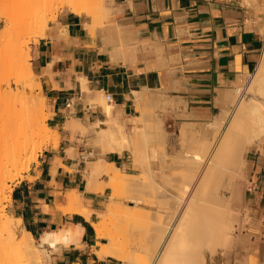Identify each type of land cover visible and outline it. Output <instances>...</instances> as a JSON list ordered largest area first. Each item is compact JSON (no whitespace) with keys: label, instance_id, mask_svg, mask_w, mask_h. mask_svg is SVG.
I'll return each mask as SVG.
<instances>
[{"label":"crops","instance_id":"0c3cea01","mask_svg":"<svg viewBox=\"0 0 264 264\" xmlns=\"http://www.w3.org/2000/svg\"><path fill=\"white\" fill-rule=\"evenodd\" d=\"M108 7L109 16L99 22L83 8L63 7L70 12H61L32 45L29 64L41 82L48 124L58 132V140L56 144L48 139L37 160L14 183L9 211L21 221L18 230L37 240L71 225L84 228L78 244L44 243L50 252L46 264H125L112 255L99 256L107 240L99 239L92 225L113 194L110 187L100 186L115 174L103 173L89 183V171L101 159L128 174L136 165L128 158V148L105 153L101 145L102 153L87 147L80 126L70 123L76 119L81 127L91 125L97 131L99 123L109 119L97 99L101 91L113 94L112 116L130 128L142 113L146 94L160 88L175 100L164 111L165 127L170 120L177 124L181 145L182 122L205 121L217 114L218 89L245 81L264 48V11L255 0H108ZM94 99L102 109L91 105ZM255 146L245 191L250 241L237 257L249 254L252 264H264V141ZM72 190L81 193L89 218L64 209ZM236 255L221 258L219 264H242Z\"/></svg>","mask_w":264,"mask_h":264},{"label":"bare ground","instance_id":"6f19581e","mask_svg":"<svg viewBox=\"0 0 264 264\" xmlns=\"http://www.w3.org/2000/svg\"><path fill=\"white\" fill-rule=\"evenodd\" d=\"M0 1V16L6 23L0 30V37L6 35L10 28L8 6L25 10L32 18L36 17L42 7H48L54 2H59L61 6H66L67 3L83 5L90 15L103 19L109 16L110 11L108 0ZM44 15L39 14L37 18L42 36H45L48 30ZM29 25L31 27V23ZM13 51L15 56L7 60L4 49L0 48V198L7 188L6 178L14 179L8 166L16 167L26 156L27 160L33 163L43 151L48 139H55L56 144L58 140V132L47 123L48 113L42 85L27 64L23 46L17 45ZM83 82V89L90 95L92 91L85 79ZM37 90L38 95L35 94ZM218 91L216 101L220 104V111L217 114L205 121L182 122L179 130L182 148L171 161L176 171L179 170L175 176L164 172L171 163L169 166L164 163L169 133L165 127L164 111L166 106L175 100L160 88L150 90L149 94H146L145 105L141 107V115L135 117L132 127L127 128L112 116L113 103L103 98V92H100L101 95L97 99L105 105V111L110 117L103 123L98 122L99 129L95 131V140L106 146L104 152H122L124 148L132 150L131 163L141 169L140 173L136 174L143 176L135 178L136 174L132 173L131 177L120 183L123 189L121 191L126 190L123 195L134 199L132 205H137L140 199L148 197L149 202H153L157 207L155 212L149 213L150 215L149 211H146V217L144 214L140 215L143 210L137 207L136 210H139L134 214L126 212L128 217L136 215L132 218L137 219L133 220L134 223L141 221L139 218L142 217L144 222L148 219L145 224L147 227L148 223L150 225L148 229L141 228L142 234L138 228L140 229V224L143 227L144 222L136 223H139L136 231L141 236H138V232H131L136 226L133 222L134 226L129 224L132 228L125 227L132 219L129 221L130 218H125L127 215L123 212L121 213L125 215L123 218L127 219V222L125 221L124 225L121 221L118 227L122 217L119 213L122 209L121 205H118L120 201L116 208L109 206L99 212L101 219L92 223L99 239L107 235L101 225L102 216L107 213L110 215L109 212H112L114 217L117 212L120 214L117 215V227L119 233L125 237L121 240L118 231V234L109 233L108 241L101 245L99 256L112 255L125 264H210V259L217 256L225 259L236 252L237 257L240 249L250 241L249 224L246 223V220H250L246 219L250 210L245 213L249 165L246 155L252 147L260 145L258 142L264 137V48L254 72L250 73L245 81L230 89L219 88ZM75 120L70 123L81 127ZM70 123L68 124L71 125ZM101 124L108 127H102ZM73 126L71 125V129L75 128ZM129 132L132 138L129 137ZM153 158L160 162L159 173L152 166ZM121 172V168L101 159L91 173L89 171V183L100 173L119 175ZM68 196L70 205L64 209L79 212L89 218L91 211L84 206L81 193L72 190ZM114 209L119 210L116 212ZM83 229L81 225H71L69 228L47 232L37 244L36 237L30 232L24 230L20 237L10 220L0 213V264H44L49 251L43 247L44 243L54 247L58 243L78 244ZM124 240L135 242L136 247H128L130 243L127 246ZM140 251L145 254L144 257L139 256ZM237 261L252 264L249 254H242L237 257Z\"/></svg>","mask_w":264,"mask_h":264},{"label":"rangeland","instance_id":"374dc122","mask_svg":"<svg viewBox=\"0 0 264 264\" xmlns=\"http://www.w3.org/2000/svg\"><path fill=\"white\" fill-rule=\"evenodd\" d=\"M0 2H2V1H0ZM255 2L257 3V4H259L260 5V7L262 8V10L264 11V0H255ZM48 6V5H47ZM50 6V7H49ZM49 6L48 7H42L41 8V10L38 12V14L36 15V17H34V18H32V17H29V13H27V11H25V10H18V9H16V7L15 6H8V8H7V10H8V12H9V14H10V17H11V20H10V28H9V31H7L5 34L6 35H4V36H1L0 37V48L1 49H4V51H5V54L7 55V60H9V58H13V56H15V53H14V51H13V49H14V47L15 46H17V45H22L23 46V48H24V52H25V58H26V60H27V64H28V66L30 67V64H29V62H30V60H31V58H32V45L33 44H36L38 41H39V39L41 38V36H42V34H41V32H40V30H39V28H38V22H37V18H38V15L39 14H41L42 16L44 15V18L46 19V24L48 25H50V28H51V26L54 24V23H56L57 21H58V16H59V14L61 13V12H70V11H68V10H66L65 8H63V7H67L68 6V8H70V9H73V10H75V9H79V8H83L82 10H84V11H86L85 9V7L83 6V5H81V6H79V4H78V6L77 5H74V4H69V3H67L66 4V6H61V4L59 3V2H54V3H52V4H49ZM61 6V7H60ZM59 9V10H58ZM43 10H45L44 12H43ZM47 10V11H46ZM31 16V15H30ZM94 17V16H93ZM97 17V16H96ZM94 17L95 19H97L96 21H98V19L99 20H105V19H103V18H101V17ZM111 17V16H110ZM99 22V21H98ZM29 23H31V27H30V25H29ZM5 21H4V19H2L1 18V16H0V30L3 28V27H5ZM28 25H29V27H28ZM6 58V57H5ZM6 60V59H5ZM30 69H31V67H30ZM32 70V69H31ZM33 71V70H32ZM34 72V71H33ZM37 76V75H36ZM38 77V76H37ZM35 94L36 95H38L39 94V90H37V91H35ZM103 98H105V95H104V92H103ZM106 99V98H105ZM100 101V100H99ZM97 99H94V100H91L90 101V103H91V105L92 106H100L101 107V104H103L101 101V104H100V102H99ZM104 105V104H103ZM105 106V105H104ZM45 108H46V104H45ZM101 109H102V107H101ZM47 123H48V120H47ZM49 125V124H48ZM103 126H106V125H103ZM108 127V126H107ZM176 127H177V124L175 123V122H173V121H168L167 122V124H166V128H167V130H168V136L170 137V139H169V143H167V145H166V147H165V152L167 153V155H169V156H167L166 155V159H165V161H164V163L166 164V165H168L169 166V163L173 160V157L174 156H176L181 150V146L182 145H180L179 144V140H178V137H177V129H176ZM128 128V127H127ZM198 128V127H197ZM78 130H80L81 131V133H82V135L85 137V138H87V140H86V146L87 147H90V148H92V149H95V150H100L102 153H104L103 152V148L105 149L106 148V146H104L103 145V143L102 142H100V143H98V140H96L95 141V135H96V133L97 132H95L96 131V129H97V127H95V126H92V127H89V128H84V127H80V128H77ZM86 131V132H85ZM128 134H130V132L128 133ZM178 135H179V133H178ZM131 136V134L129 135V137ZM180 137V136H179ZM131 138H132V136H131ZM130 138V139H131ZM132 140V139H131ZM264 141V137L258 142V143H262ZM180 143H181V140H180ZM101 145L103 146V148L101 147ZM46 146V144L44 145V147ZM255 147L256 146H254V147H252L249 151H248V153H247V155H246V157L250 160L251 158H252V156L254 155V150H255ZM129 150H128V158L130 159V161H131V157H132V155H133V153H132V150L130 149V148H128ZM106 153V152H105ZM249 155H251V156H249ZM167 160V161H166ZM31 164L32 163H30L28 160H27V156L26 157H24V159L21 161V162H19L18 163V165L16 166V167H12L11 165H9L8 166V168L9 169H11V171H10V173L12 174V175H14V179L13 180H11L9 177L8 178H6V180H5V183H6V186H7V188H6V191L4 192V194L1 196V202H0V213H2V214H4L5 215V217L6 218H8L9 220H10V222L12 223V226H13V228H14V230L17 232V234L21 237L22 235H23V233H21L19 230H18V225L21 223V221H20V219H18V218H16L15 217V215L14 214H11L10 213V211H9V205H10V203H11V198H12V196H11V194H12V189H13V185H14V183H16L19 179H21V178H23V176H24V174H25V172H27L29 169H30V167H31ZM171 164H173V162H171L170 163V168L168 169V168H166L165 170H164V172L165 173H167V174H171L172 176H175V174H177V173H179L178 171V169H177V171H176V168H174ZM152 166L158 171V173H159V170H160V162H159V160L157 159V158H153L152 159ZM175 170H174V169ZM140 171H141V169L140 168H138V167H136V166H133L132 165V168L129 170V171H127V172H129L130 174H128V173H126V172H121L119 175H115L114 177H112V179H111V181L110 182H108V183H106L105 184V187L106 186H108V187H110V189H111V196H110V202H108L105 206H104V210L105 209H107L109 206H113L114 208H116L115 206H117V204L119 203L118 201H120V203L118 204L119 206H120V208L122 207V209H121V211L119 210V213L120 214H122L121 216L122 217H120V221L117 219V217H119V216H117V215H120L117 211H116V209H114L117 213L115 214V217L113 216V214H112V212H109V214L111 215H103L102 216V225H101V228L104 230V232L105 233H107V235H109V233H111V232H116V234H118L119 233V224L121 223V221L122 222H124V225H125V223L127 222L126 220L127 219H129V221L135 216L136 217V215H133V217H128V215L126 214V212H129V213H132V214H134L136 211L138 212V210L139 209H141V210H143V211H140V215L142 214H147L146 213V211L148 212V215H150L149 213H151V212H155V210H156V205L152 202H149L150 200V198H148V201H147V198L145 197V198H143V200H137L138 202V204L137 205H132L131 204V202H133L134 201V199H131L129 196H124L125 194V191H121V187H122V184H120L121 182H123L122 180H126V179H128L129 177H131L132 176V173L133 174H139L140 173ZM181 172H183L182 170H181ZM180 172V173H181ZM135 175V178H140V177H142L143 175L141 174V175ZM169 174V175H170ZM102 176H104V174L103 173H100L97 177L98 178H100V177H102ZM108 176V175H107ZM110 178V177H109ZM247 183H249V176H248V182ZM112 185L114 186H116V187H112ZM120 185H121V187H120ZM120 187V190H118L119 188L118 187ZM104 186H100V189H104L105 188ZM125 187V186H124ZM171 188V187H170ZM170 188H169V190H170ZM123 190V189H122ZM172 190V189H171ZM117 191H118V193H117ZM120 191L122 192V194L120 193ZM121 194V195H120ZM124 194V195H123ZM128 194V193H127ZM126 194V195H127ZM146 201H145V200ZM152 200V199H151ZM142 201H145V202H142ZM111 202H114V204L113 203H111ZM117 202V203H116ZM111 203V204H110ZM110 204V205H109ZM136 207L137 208H139L138 210H136ZM124 209V210H123ZM123 210V211H122ZM114 211V212H115ZM121 212H123L124 214H126L127 216L125 217V218H127L126 220H124L125 218H123L125 215L123 214V213H121ZM124 215V216H123ZM137 215H139V213L137 214ZM139 215V216H140ZM130 216V215H129ZM138 216V217H139ZM137 217V218H138ZM144 217H146V215L144 216ZM149 217V216H148ZM147 217V218H148ZM99 219H101V217H100V215L98 214V220ZM122 219V220H121ZM139 219H141V221L140 220H138L139 222H144V219H143V217L142 218H139ZM143 219V220H142ZM134 219H132L131 220V223L133 222L134 223V221L135 220H137L136 218H135V220L133 221ZM147 221H148V219H146ZM146 220H145V222L143 223V224H145L146 223ZM119 221V223H118V227H117V222ZM126 221V222H125ZM137 221V222H138ZM137 222H135L134 224L136 225V226H134L133 225V223L131 224V223H129V222H127L126 223V225H125V227L126 226H129V224L130 225H132V226H134V228H135V230H132L131 232H138V231H140V233L142 232L143 233V231H141V228L144 230V229H148V227H149V223H148V227H147V224H145L143 227H141V224H140V229L137 227L138 225H139V223H138V225L136 224ZM149 222H150V219H149ZM128 224V225H127ZM142 224V225H143ZM122 225H123V223H122ZM121 225V226H122ZM132 226L130 227H127V228H132ZM122 227H124V226H122ZM147 227V228H146ZM133 228V229H134ZM137 228H138V231H136L137 230ZM131 230V229H130ZM117 231H118V233H117ZM134 232V234H136ZM141 233V234H142ZM134 234H132V235H134ZM138 234V236H141L140 234H139V232L137 233ZM104 236L105 238H106V240L108 241V236ZM119 236L121 237V240L123 239V238H125V237H123L124 236V234H120L119 233ZM137 235H135V237H136ZM137 236V237H138ZM132 237H134V236H132ZM127 238V237H126ZM129 239V241H130V237L128 238ZM133 239V238H132ZM133 240H135V239H133ZM124 242H126V245L127 244H129L130 243V245L128 246V247H130V248H135L136 247V244H134L133 243V241L132 242H127V241H125L124 240ZM37 244H38V240H37ZM125 244V243H124ZM134 244V245H133ZM40 247V246H39ZM48 253H49V255H50V252L48 251ZM47 253V254H48ZM46 254V256H45V263L44 264H46V260H47V258H48V256L49 255H47ZM138 254H139V252H138ZM144 255L145 256V254L143 253V252H141L140 251V254H139V256L140 257H142V256ZM143 256V257H144ZM215 260V261H214ZM220 261H221V256H217V257H215V258H213V259H210V264H219L220 263ZM214 262V263H213Z\"/></svg>","mask_w":264,"mask_h":264},{"label":"built area","instance_id":"2783aa9c","mask_svg":"<svg viewBox=\"0 0 264 264\" xmlns=\"http://www.w3.org/2000/svg\"><path fill=\"white\" fill-rule=\"evenodd\" d=\"M105 98L107 101L109 102H113L114 101V97L113 94L109 91L104 92Z\"/></svg>","mask_w":264,"mask_h":264}]
</instances>
